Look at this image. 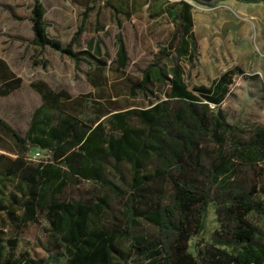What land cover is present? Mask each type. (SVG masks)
<instances>
[{
  "label": "trees",
  "instance_id": "obj_1",
  "mask_svg": "<svg viewBox=\"0 0 264 264\" xmlns=\"http://www.w3.org/2000/svg\"><path fill=\"white\" fill-rule=\"evenodd\" d=\"M240 1L264 4V0ZM102 4L118 16L121 12L131 15L133 6L129 1L119 4L102 0ZM177 4L168 49L177 58H185L195 49L191 5L184 0ZM45 13L42 2L33 0L30 43L37 52L49 47L67 55L76 70L80 61L97 58L74 49L82 25L64 45L49 34ZM116 43L117 61L122 67L127 63V53L120 33ZM162 53L166 55L164 49ZM153 65L142 70L140 81L131 89L147 93L150 85L160 81L168 85L167 98L152 101L144 109L103 110L92 123L65 108L87 94L69 100L70 95L62 90L56 94L57 102L61 97L60 104H40L33 111L24 135L0 118V126L13 134L17 146L14 158L0 155V264H112L114 255L120 253L118 238L125 235L131 249L139 256L150 257L151 264H264V239L248 219L252 212L264 213V128H253L242 136L245 132L228 123L221 109L211 108L227 94L226 72L210 86L189 89L177 63L169 69ZM5 76L0 70V78ZM20 83L19 78L14 80L15 87ZM10 89L12 83L3 82L0 94ZM104 116L108 125L101 120ZM31 148L48 151L52 160L65 166L50 163L47 158L38 160L37 166L26 165L23 159ZM108 159L125 161L131 173L123 203L124 231L90 227L93 204L61 196L71 175L102 182L116 196H125L118 185L102 181ZM149 159H153L152 167L144 171ZM157 178L164 179L168 186L167 201L155 192L143 191ZM144 200L148 208L140 211L134 203ZM100 201L104 203L105 199ZM211 202L216 204L219 227L212 234V243L201 246L195 242L193 253L190 242L204 230ZM42 213L49 218L54 237L65 247L66 261L57 256L43 261L24 253L3 258L5 245L13 250L16 244L14 238L4 241L5 232L16 234ZM139 220L154 225L157 234L148 237L132 233Z\"/></svg>",
  "mask_w": 264,
  "mask_h": 264
},
{
  "label": "rangeland",
  "instance_id": "obj_2",
  "mask_svg": "<svg viewBox=\"0 0 264 264\" xmlns=\"http://www.w3.org/2000/svg\"><path fill=\"white\" fill-rule=\"evenodd\" d=\"M45 8V19L49 32L66 45L80 25L83 32L74 49L88 51L95 60L80 61V75L76 76L74 62L64 54L49 47L42 52L31 45L32 39L30 8L33 0H0V58L8 62L15 73L25 81L15 93L16 104H0V118L18 133H24L30 113L38 105L34 104L29 82L45 79L53 87L67 89L72 95L83 96L89 90L82 72L93 71L94 92H88L74 104H66L78 118L91 121L98 120L97 115L103 110L129 108H146L152 101L167 98L168 85L155 81L147 93L142 90L132 91L131 86L141 79L142 70L149 64L154 67L165 66L169 69L176 63L183 71V78L188 88L206 85L218 79L224 72L227 75V94L219 105L211 106L214 111L221 109L225 120L238 126L245 133L253 128H264V4L261 2H244L240 0H184L191 5L192 36L195 49L185 58L177 56L168 49V41L174 32V19L179 0H111L119 4L131 3V15L121 12L116 22L111 12L105 9L102 0H40ZM88 5L87 19L82 23L76 5ZM120 33L127 53V63L120 67L117 61L116 35ZM95 48H99L96 51ZM166 55H163L162 51ZM157 58L159 61H157ZM100 60L101 62H97ZM102 74L106 82L104 89ZM109 83V92L107 84ZM85 93V94H84ZM26 100L20 103V100ZM27 98V99H26ZM108 125V118L101 119ZM110 132V131H109ZM113 134V132H110ZM17 150V146H16ZM31 148L23 159L26 165L37 166L38 161L31 155L38 151ZM226 150V149H225ZM44 159L53 164L65 166L64 162H55L51 153L39 150ZM43 159V160H44ZM153 159L144 167L150 170ZM131 173L129 165L108 159L105 163L103 182L118 185L126 192L125 196H116L104 183L82 179L71 175L67 179L61 196L67 200H89L93 204L90 227L104 230H123L126 228L123 203L128 195V181ZM120 177L123 179L120 180ZM166 189V192H165ZM164 179H155L145 185L147 194L155 192L167 201L169 193ZM264 201V194L261 196ZM101 199H105L101 203ZM101 205L97 208L95 205ZM134 205L145 211V200L136 201ZM216 204L208 205L205 214L204 230L190 242V251L195 253L193 245L201 246L212 243V234L218 229L219 222ZM248 219L260 230L259 237L264 239V213L255 212ZM49 218L39 214L35 222H29L14 234L6 231L4 241L16 240L15 247L5 245L3 258L21 253L30 258L51 260L57 256L65 262L67 252L54 237L50 229ZM132 233L152 237L157 228L144 221L132 228ZM120 253L114 255L112 264H151L148 256H139L130 247L127 235L118 238ZM230 250V248H229ZM2 262V261H1ZM3 263V262H2ZM49 264H53L52 261Z\"/></svg>",
  "mask_w": 264,
  "mask_h": 264
},
{
  "label": "crops",
  "instance_id": "obj_3",
  "mask_svg": "<svg viewBox=\"0 0 264 264\" xmlns=\"http://www.w3.org/2000/svg\"><path fill=\"white\" fill-rule=\"evenodd\" d=\"M76 6L79 9L80 18H82L83 23H84L85 20L87 19V15H88V12L90 10V7L88 5H81V4H78ZM87 8H89L88 11H86ZM105 9H107L109 12H111L112 15H113L114 20L116 22H118V20L120 19V15L119 16L116 15L114 13V11L111 8H109V7H105ZM84 12H87L85 16H83ZM83 28H84V26L82 25V32H83ZM47 30L49 32V25H48ZM49 34H50V32H49ZM51 36L55 37V35H51ZM62 41H64V40H62ZM62 41H61V43L65 44ZM74 66H75V63H74ZM78 67H79V65H78ZM0 70H1V72L3 74L6 75L5 78H0V85L3 82H11L12 83V89H10V91L7 94H0V104H3L4 102H5V104H16L15 93L21 87H23V84H24L25 80L22 77H20V75L16 74L15 70L13 69V67L8 62H6L4 59H2V58H0ZM75 70H76V68H75ZM79 72H80V69L76 70V72H75L76 76L80 75ZM93 73H94L93 71L92 72L91 71L82 72V74L84 75V79H85L87 85L89 86V90L86 91V94L88 92H90V91L94 92V87H95L94 84H95V82H94L93 78H91V77H93ZM104 77H105L104 74H102L103 80L101 81V84H102V88L103 89H104L105 84L107 82V81H105ZM16 78H19L21 80V83H20V85L18 87H15V84H14V80ZM28 87H29L30 92H32V94H33L34 104H38L33 109V111L38 106H40V104H60L61 101L59 99H61V97H58V102H57L56 94H57V92H60L62 90L65 91L68 95H70V99L69 100H73L75 98H79L80 97L78 95H72L67 89H64L62 87H59V88L53 87L45 79L32 80V81L29 82ZM107 87H108V92H109V87H110L109 83L107 84ZM25 102H26L25 98L20 100L21 104L25 103ZM33 111L30 113L28 124H27V127L24 130V133L22 134V133L19 132L20 135H24L26 133V131H27L28 127H29V124H30V120H31V116H32ZM36 150H37V148H36ZM16 153H17V150H16L15 137L9 131L5 130L3 127L0 126V155L4 156L6 158L7 157L8 158H14L16 156Z\"/></svg>",
  "mask_w": 264,
  "mask_h": 264
},
{
  "label": "built area",
  "instance_id": "obj_4",
  "mask_svg": "<svg viewBox=\"0 0 264 264\" xmlns=\"http://www.w3.org/2000/svg\"><path fill=\"white\" fill-rule=\"evenodd\" d=\"M31 158L34 159V160H40L41 158H44V156L41 154V152L38 150L36 152H34L32 155H31Z\"/></svg>",
  "mask_w": 264,
  "mask_h": 264
}]
</instances>
